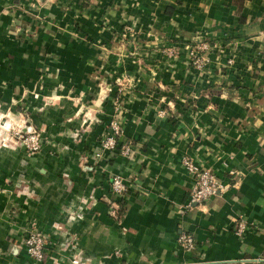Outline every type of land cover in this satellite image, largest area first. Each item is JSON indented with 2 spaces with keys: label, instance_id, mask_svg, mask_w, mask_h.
<instances>
[{
  "label": "crops",
  "instance_id": "crops-1",
  "mask_svg": "<svg viewBox=\"0 0 264 264\" xmlns=\"http://www.w3.org/2000/svg\"><path fill=\"white\" fill-rule=\"evenodd\" d=\"M114 97L130 154L96 160ZM1 140L0 264H33L31 229L43 264L264 258V0H0ZM185 158L221 187L204 203Z\"/></svg>",
  "mask_w": 264,
  "mask_h": 264
},
{
  "label": "built area",
  "instance_id": "built-area-1",
  "mask_svg": "<svg viewBox=\"0 0 264 264\" xmlns=\"http://www.w3.org/2000/svg\"><path fill=\"white\" fill-rule=\"evenodd\" d=\"M209 46L207 44H200L196 46L194 50L191 51V58H193V63L197 68H202L204 65L203 58L199 55L202 51H207ZM165 51H171L170 49H165ZM113 113L111 115V120L108 127L100 140V151L94 154L95 159H100L105 153L108 155L115 154V151L119 150V153L125 157L130 154L129 146L123 143L119 146V141L123 135V119H122V105L120 104V99L114 97L113 102ZM2 129L4 127L2 126ZM7 131H9L10 126H8ZM26 136V137H24ZM12 137L17 144H20L26 150L30 152H37L41 148V137L36 130L29 129L27 132H13ZM186 171L193 177L194 184L190 193V202L195 204L204 203L209 198L215 196L220 190L215 175L206 168L198 167L188 159L182 161ZM111 203L114 206L112 211L115 214V206L119 204L117 200L123 198L127 192L126 185L120 176H113L111 178ZM120 203V202H119ZM249 225L243 219L239 221L237 228V235L243 236L249 229ZM47 237L37 230H29L27 237L23 240V247L25 248L29 258L32 260L33 264H43L46 254V240ZM179 246L187 252H191L195 249V242L190 234H181L177 240ZM251 264H264L263 257H256L250 260Z\"/></svg>",
  "mask_w": 264,
  "mask_h": 264
},
{
  "label": "rangeland",
  "instance_id": "rangeland-1",
  "mask_svg": "<svg viewBox=\"0 0 264 264\" xmlns=\"http://www.w3.org/2000/svg\"><path fill=\"white\" fill-rule=\"evenodd\" d=\"M24 137H26V136H24ZM4 143H5V142H2V140H1V143H0V144L3 145Z\"/></svg>",
  "mask_w": 264,
  "mask_h": 264
}]
</instances>
